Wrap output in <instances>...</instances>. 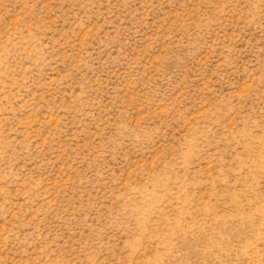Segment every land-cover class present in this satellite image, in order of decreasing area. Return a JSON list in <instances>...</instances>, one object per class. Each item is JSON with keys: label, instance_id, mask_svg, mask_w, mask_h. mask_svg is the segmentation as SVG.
<instances>
[{"label": "rangeland", "instance_id": "374dc122", "mask_svg": "<svg viewBox=\"0 0 264 264\" xmlns=\"http://www.w3.org/2000/svg\"><path fill=\"white\" fill-rule=\"evenodd\" d=\"M0 264H264V0H0Z\"/></svg>", "mask_w": 264, "mask_h": 264}]
</instances>
